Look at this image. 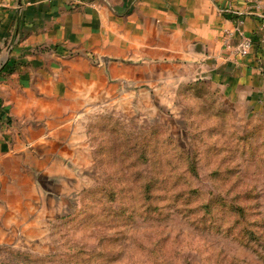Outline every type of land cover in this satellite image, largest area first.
<instances>
[{"label": "crops", "instance_id": "crops-1", "mask_svg": "<svg viewBox=\"0 0 264 264\" xmlns=\"http://www.w3.org/2000/svg\"><path fill=\"white\" fill-rule=\"evenodd\" d=\"M194 82L264 117V0H0V246L92 180L90 119L155 114Z\"/></svg>", "mask_w": 264, "mask_h": 264}, {"label": "rangeland", "instance_id": "rangeland-1", "mask_svg": "<svg viewBox=\"0 0 264 264\" xmlns=\"http://www.w3.org/2000/svg\"><path fill=\"white\" fill-rule=\"evenodd\" d=\"M156 103L155 114L88 121L92 180L82 167L77 192H60L37 237L0 246V260L264 264V117L205 82Z\"/></svg>", "mask_w": 264, "mask_h": 264}, {"label": "built area", "instance_id": "built-area-1", "mask_svg": "<svg viewBox=\"0 0 264 264\" xmlns=\"http://www.w3.org/2000/svg\"><path fill=\"white\" fill-rule=\"evenodd\" d=\"M242 24L243 20L239 17V19L236 20L233 30H225L229 34V36H231L230 34L233 33H237V35L239 36V42L235 48V52L241 55L246 54L252 44L251 39L244 34Z\"/></svg>", "mask_w": 264, "mask_h": 264}, {"label": "trees", "instance_id": "trees-1", "mask_svg": "<svg viewBox=\"0 0 264 264\" xmlns=\"http://www.w3.org/2000/svg\"><path fill=\"white\" fill-rule=\"evenodd\" d=\"M199 83H201V82H199ZM192 170H193V168H192ZM4 251V250H3ZM4 261H6V260H0V262H4ZM6 262H9L8 260L6 261ZM11 263V262H10ZM21 264V263H20Z\"/></svg>", "mask_w": 264, "mask_h": 264}]
</instances>
